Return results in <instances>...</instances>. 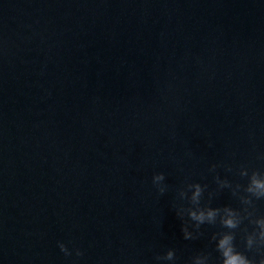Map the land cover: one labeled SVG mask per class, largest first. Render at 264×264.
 Masks as SVG:
<instances>
[{"label":"water","instance_id":"1","mask_svg":"<svg viewBox=\"0 0 264 264\" xmlns=\"http://www.w3.org/2000/svg\"><path fill=\"white\" fill-rule=\"evenodd\" d=\"M259 153L264 0H0V264H219V225L185 240L178 190L207 203Z\"/></svg>","mask_w":264,"mask_h":264},{"label":"clouds","instance_id":"2","mask_svg":"<svg viewBox=\"0 0 264 264\" xmlns=\"http://www.w3.org/2000/svg\"><path fill=\"white\" fill-rule=\"evenodd\" d=\"M258 159H264V153H259ZM216 164L210 166L209 171L214 172ZM231 172V166H227ZM238 175L246 178V183H233L227 176H214L216 189L208 192V202L202 203L207 184L199 181L185 182L178 190V199L187 201V206L181 203L175 210L176 215L183 221L182 232L185 240L195 239L201 235L202 225H219L220 230L212 232L210 241L213 242L215 252L218 254L219 264H264V214H257L255 202L264 200V170L249 169L241 165ZM163 172L152 176V184L159 194L167 191ZM228 189L233 197L238 198L241 207H233L230 204L213 206L211 199L215 191ZM251 226L243 229L244 222ZM238 231H243V250L236 241ZM58 247L66 257L84 255L79 248H69L64 242H58ZM249 253H252L250 255ZM176 250L168 248L162 255H157L158 262L176 264ZM190 264H210L209 254L201 251L192 256Z\"/></svg>","mask_w":264,"mask_h":264}]
</instances>
